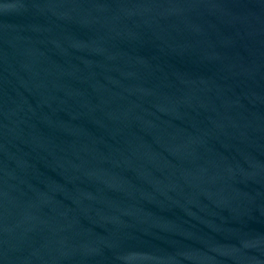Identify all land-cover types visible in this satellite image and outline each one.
I'll use <instances>...</instances> for the list:
<instances>
[{
  "label": "water",
  "instance_id": "water-1",
  "mask_svg": "<svg viewBox=\"0 0 264 264\" xmlns=\"http://www.w3.org/2000/svg\"><path fill=\"white\" fill-rule=\"evenodd\" d=\"M0 264H264V0H0Z\"/></svg>",
  "mask_w": 264,
  "mask_h": 264
}]
</instances>
